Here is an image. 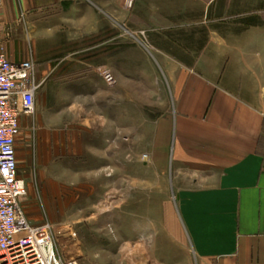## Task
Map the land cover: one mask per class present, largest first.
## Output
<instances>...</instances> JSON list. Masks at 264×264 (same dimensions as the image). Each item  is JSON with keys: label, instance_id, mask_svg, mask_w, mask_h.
Instances as JSON below:
<instances>
[{"label": "rangeland", "instance_id": "obj_1", "mask_svg": "<svg viewBox=\"0 0 264 264\" xmlns=\"http://www.w3.org/2000/svg\"><path fill=\"white\" fill-rule=\"evenodd\" d=\"M222 1L60 0L10 23V60L36 65L35 112L22 118L17 141L22 205L30 223L54 227L62 258L77 260L72 226L79 222L80 231L97 217L106 191L128 194L131 177L134 189L145 190L141 178L162 172L153 148L159 124L174 114L181 74L167 35L186 42V30L227 28ZM95 233L107 244L106 264H134V230L128 244L109 226Z\"/></svg>", "mask_w": 264, "mask_h": 264}, {"label": "crops", "instance_id": "obj_2", "mask_svg": "<svg viewBox=\"0 0 264 264\" xmlns=\"http://www.w3.org/2000/svg\"><path fill=\"white\" fill-rule=\"evenodd\" d=\"M59 1L3 0L0 43L9 51L18 15ZM221 6L227 28L186 30V42L167 35L181 74L174 114L159 124L153 148L162 172L141 178L146 194L133 177L128 194L106 191L97 217L72 226L81 264H106L107 244L94 238L108 226L127 244L134 230V264H264V0ZM112 180L121 191L123 179Z\"/></svg>", "mask_w": 264, "mask_h": 264}, {"label": "built area", "instance_id": "obj_3", "mask_svg": "<svg viewBox=\"0 0 264 264\" xmlns=\"http://www.w3.org/2000/svg\"><path fill=\"white\" fill-rule=\"evenodd\" d=\"M4 46L0 43V264H80L59 255L51 224L33 225L24 211L17 141L22 118L35 112L36 65L11 61Z\"/></svg>", "mask_w": 264, "mask_h": 264}]
</instances>
